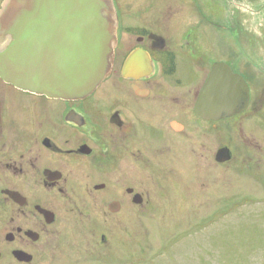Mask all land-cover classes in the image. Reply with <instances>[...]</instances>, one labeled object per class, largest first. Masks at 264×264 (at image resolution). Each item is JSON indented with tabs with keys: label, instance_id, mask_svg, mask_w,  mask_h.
Listing matches in <instances>:
<instances>
[{
	"label": "flooded vegetation",
	"instance_id": "obj_1",
	"mask_svg": "<svg viewBox=\"0 0 264 264\" xmlns=\"http://www.w3.org/2000/svg\"><path fill=\"white\" fill-rule=\"evenodd\" d=\"M111 2L112 67L90 94L50 97L0 77V264H59L83 243L129 238L147 212H190L192 186L200 193L212 175L238 172L235 189L264 193L263 67L237 43L233 55L219 39L215 49L210 28L191 26L190 0ZM215 63L242 78L248 99L211 121L195 106Z\"/></svg>",
	"mask_w": 264,
	"mask_h": 264
},
{
	"label": "rangeland",
	"instance_id": "obj_2",
	"mask_svg": "<svg viewBox=\"0 0 264 264\" xmlns=\"http://www.w3.org/2000/svg\"><path fill=\"white\" fill-rule=\"evenodd\" d=\"M190 24L210 28L217 50L221 40L233 55L239 44L242 57L264 69V0H190ZM199 39L204 49L211 42ZM237 173L212 175L200 193L193 185L190 212H147L145 226H130L129 238L83 243L81 256L61 263L264 264V193L251 182L235 189Z\"/></svg>",
	"mask_w": 264,
	"mask_h": 264
},
{
	"label": "water",
	"instance_id": "obj_3",
	"mask_svg": "<svg viewBox=\"0 0 264 264\" xmlns=\"http://www.w3.org/2000/svg\"><path fill=\"white\" fill-rule=\"evenodd\" d=\"M115 28L111 0H5L0 8V77L26 92L85 97L110 73ZM247 99L242 78L215 63L195 114L211 121L231 117L245 108ZM217 159L228 161V151H220ZM14 256L28 257L22 252Z\"/></svg>",
	"mask_w": 264,
	"mask_h": 264
}]
</instances>
